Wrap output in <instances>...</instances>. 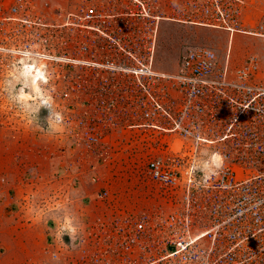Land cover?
Instances as JSON below:
<instances>
[{
    "label": "built area",
    "instance_id": "2783aa9c",
    "mask_svg": "<svg viewBox=\"0 0 264 264\" xmlns=\"http://www.w3.org/2000/svg\"><path fill=\"white\" fill-rule=\"evenodd\" d=\"M255 1L194 0L186 19L226 32L227 50L220 59L209 47H186L173 74L152 70L150 48L127 59L131 63H89L84 55L104 51L95 50L94 38L92 50L80 35L72 48L65 47V53L81 54L77 66H93L97 81L87 99L81 76L66 82L64 109L74 103L80 109L65 117L67 131L96 155L109 146L108 136L119 141L120 133L139 137L145 150L151 144L163 150L151 158L146 152L144 163L169 202L168 212L122 214L106 224L98 218L92 226L97 248L77 264H264V49L261 56L248 52L235 65L230 58L235 34L264 43V12L253 22L246 17ZM30 7L31 0H0V13L12 14L8 20L32 25V38H45L40 28L48 24L34 14L33 0L32 22L27 14L16 16ZM60 16L63 27L85 36V29L94 33L100 13L88 4ZM205 149L224 157L210 179L199 170L208 158ZM193 165L197 170L190 175Z\"/></svg>",
    "mask_w": 264,
    "mask_h": 264
},
{
    "label": "rangeland",
    "instance_id": "374dc122",
    "mask_svg": "<svg viewBox=\"0 0 264 264\" xmlns=\"http://www.w3.org/2000/svg\"><path fill=\"white\" fill-rule=\"evenodd\" d=\"M113 1L117 14H125L129 8L137 5L134 0ZM193 1L150 0V14L152 16L158 15L160 7L164 12L163 28L159 30L157 39L151 38L153 44L149 46L150 53L152 51L149 56L152 57L150 62L152 61L153 71L165 74L175 73L178 69L181 53L189 46L209 47L220 59L224 58L228 46L227 33L192 24L191 19H186L187 15H193L191 13ZM111 2V0H33L34 14H39L41 20L48 24V26L40 28V34L44 33L45 38L39 39L32 38V25L29 26L12 19L8 20V17L12 16L8 11L0 13V49H4L0 50V151L6 150L9 154H13L16 160L20 159L21 163H19L16 177H32L29 164L32 161V147L47 146L57 155L61 154V150L65 148H74L75 137L67 131L64 119L70 115V112L71 114L79 113L80 109L74 103L72 107L65 110L66 102L61 98V94L66 87V82L73 83V80L77 79L75 75L81 76L78 81L83 83V92L86 93L84 98L86 99V96H91L88 93L89 89L97 82L92 76L94 69L91 64L85 67L76 65L75 60L81 58V54L76 53V51L75 53H65V47L72 48L79 35L88 45V48L90 47L92 50V39L94 38L92 33L85 29L84 31L89 32L85 37L79 33V29L76 27H63L60 15L66 12L78 13L79 7L92 4L104 16L103 21L110 22L111 19L106 16L110 14L113 8ZM246 9V17H249L250 21L253 22L264 12V0H256L253 5H249ZM25 14H27L26 19L32 22V0L30 9L25 11L21 8L16 16H26ZM4 17L7 19L4 20ZM124 18L127 17H120V19ZM148 20L154 21L155 26L156 20ZM198 20L197 17L193 21L197 22ZM43 47L53 49L55 52L46 54L47 52L43 51ZM263 49L262 40L235 34L231 41V62L234 65L238 64L248 52L261 56ZM33 51L36 53H32ZM108 52L109 49H105L99 54H95L94 57L90 53L84 57L89 63L97 61L103 63L111 60L110 58L116 61L117 56ZM24 53H30V55L25 56ZM120 57L122 61L131 63V61L128 62L129 57L127 55L122 54ZM25 64L39 66L45 76V80L38 82L37 89L33 85L32 88L30 87L29 77L27 78L23 73ZM42 64L43 67H41ZM22 94L29 95L32 99H29L25 104V102L17 99ZM49 98L52 102L45 103L44 101ZM57 112L62 115L63 120L57 130L53 132L51 125L57 119ZM151 139L152 137H149V140ZM106 142L109 146L102 151L101 155H97L98 157H95L96 154L90 151L84 152L91 157L99 158L100 164L105 166L113 163L123 165L119 168L121 169L120 172L136 177L122 178L131 186L129 187L131 207L115 214L104 212L87 217L84 224L81 225L82 228L73 232V238L67 237L70 241L71 239L74 241L73 244L67 242L69 246L66 250L69 252L70 264H77L80 256L91 254L97 248V237L92 226L98 218L106 224L112 217L122 214L169 211V202L162 196L159 186L149 179L144 163L146 152L149 155L148 158L165 152L153 148L152 144L145 150L141 147L139 137L134 136L129 139L128 136H123L121 133L119 141L108 136ZM112 154H116V157H113ZM111 170L116 169L111 168ZM106 199V196L100 199L101 203H105ZM64 236L69 235L64 233ZM17 252L14 255L24 254L20 248ZM60 252L62 251L59 249ZM1 260L0 258V264Z\"/></svg>",
    "mask_w": 264,
    "mask_h": 264
},
{
    "label": "crops",
    "instance_id": "0c3cea01",
    "mask_svg": "<svg viewBox=\"0 0 264 264\" xmlns=\"http://www.w3.org/2000/svg\"><path fill=\"white\" fill-rule=\"evenodd\" d=\"M73 147L59 155L47 146L32 147L30 178L16 177L20 159L0 151L1 264H70L67 242L73 244L69 238L87 217L131 207V186L122 178L136 177L120 172L123 165L105 166ZM64 230L69 236L63 237ZM19 248L24 254L14 255Z\"/></svg>",
    "mask_w": 264,
    "mask_h": 264
},
{
    "label": "flooded vegetation",
    "instance_id": "af4514ba",
    "mask_svg": "<svg viewBox=\"0 0 264 264\" xmlns=\"http://www.w3.org/2000/svg\"><path fill=\"white\" fill-rule=\"evenodd\" d=\"M111 1L113 8L106 16L111 19L110 22H104V16L101 14L93 22L95 50L109 49V52L117 56V61L122 60L120 57L122 54L127 55L130 60L135 59L138 53L147 54L152 42L151 38L157 39L159 30L163 28L162 7L154 17L150 14V0H134L137 5H133L125 14H117L114 1ZM120 17L127 18L120 19ZM148 19L156 20L155 26V22Z\"/></svg>",
    "mask_w": 264,
    "mask_h": 264
},
{
    "label": "clouds",
    "instance_id": "9594fccd",
    "mask_svg": "<svg viewBox=\"0 0 264 264\" xmlns=\"http://www.w3.org/2000/svg\"><path fill=\"white\" fill-rule=\"evenodd\" d=\"M4 50V49H0ZM25 56H29L30 53H24ZM35 67V65H26V74H31L32 69ZM43 67V64L41 65ZM35 79H43V74L40 72L39 69L36 70V75L34 77ZM18 100H21L27 103L29 99H32L29 95H20L17 98ZM45 103L52 102L51 98L44 101ZM56 121L52 123L51 129L53 132L57 130V127L62 123L63 117L62 115L57 112L56 113ZM202 155L207 156L208 158L200 162L199 170L204 173L205 179H210L212 176L218 174L219 170L222 169L224 164V157L218 153V152H212L209 154L208 150H203ZM197 170V167L193 165L192 168H190L189 172L190 175L193 174Z\"/></svg>",
    "mask_w": 264,
    "mask_h": 264
},
{
    "label": "bare ground",
    "instance_id": "6f19581e",
    "mask_svg": "<svg viewBox=\"0 0 264 264\" xmlns=\"http://www.w3.org/2000/svg\"><path fill=\"white\" fill-rule=\"evenodd\" d=\"M19 54V53H18ZM47 58V57H46ZM61 59V58H60ZM52 60V59H51ZM55 60V59H54ZM65 60V59H64ZM67 60V59H66ZM64 62V61H63ZM70 62V61H69ZM73 62V61H72ZM71 63V62H70ZM73 63H75V62H73ZM37 69H39L40 70V72L43 74V72H42V70L40 69V67L39 66H35L33 69H32V71H31V74H26V64H25V66H24V71H23V73L25 74V76H27V78L29 77V82H30V87L32 88V85H33V87L34 88H36L37 89V84H38V82H40V81H42V80H45V76L43 75V79H35L34 80V77H35V75H36V70Z\"/></svg>",
    "mask_w": 264,
    "mask_h": 264
}]
</instances>
